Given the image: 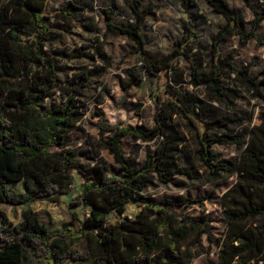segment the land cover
<instances>
[{
    "label": "trees",
    "instance_id": "16d2710c",
    "mask_svg": "<svg viewBox=\"0 0 264 264\" xmlns=\"http://www.w3.org/2000/svg\"><path fill=\"white\" fill-rule=\"evenodd\" d=\"M50 1L0 0V205L57 203L71 193L77 175L81 192L71 205L84 206L89 217L74 215L77 224L66 226L57 236L42 222L40 214L29 208L22 211V220L17 224L0 209V264H37L42 260L49 264H64L67 260L77 264H194L200 254L195 248L205 250L204 235L218 247V264H264V112L259 113V124L246 132L213 134L214 130L241 127L245 119L206 109L207 100L232 108L243 94L264 104V69L253 75L250 66L232 63L233 51L220 53L221 45L233 36L239 37L241 46L250 40L264 46V37L258 34L264 22V0H244L254 16L249 30L244 29L242 16L233 13L225 0H207L226 20L211 40L208 63L191 49L199 42L194 0H183L189 21L183 25L174 50L162 58L152 55L142 34L146 20L154 13L153 6L143 7L144 0H126L134 22L128 26L116 23L115 7L105 11L107 32L134 43L132 55L141 59L149 77L169 76L174 62L183 58L190 65V85L194 89L202 87L206 97H187L167 83L169 98L165 102L157 100L151 129L110 127L103 112L97 111L98 147L113 157L116 170L105 162L84 164L69 139L85 117L82 90L88 88L91 72L66 82L70 92L59 105H46L61 85L59 61L88 56L84 48L70 54L53 49L60 36L47 23ZM83 9L69 4L59 17L71 23L76 11ZM94 54L111 65L112 57L98 40ZM226 75L229 85L224 83ZM143 78L141 74H130L127 86H140ZM174 116L187 120L195 129L197 149L193 154L211 182L236 176L235 184L221 197L227 228L220 240L213 241L207 216L195 218L185 213L200 200L176 196L153 204L145 197L153 176L162 184H170L176 176L196 178L193 171L178 165L185 139L174 124ZM125 138L156 141L155 150L136 166L123 152ZM223 143L241 149L237 162L214 150L215 145ZM16 184H22V191L11 186ZM131 203L141 207L133 218L126 215ZM113 216L117 221L109 224ZM66 241L69 245L83 242L86 250L75 252Z\"/></svg>",
    "mask_w": 264,
    "mask_h": 264
},
{
    "label": "rangeland",
    "instance_id": "374dc122",
    "mask_svg": "<svg viewBox=\"0 0 264 264\" xmlns=\"http://www.w3.org/2000/svg\"><path fill=\"white\" fill-rule=\"evenodd\" d=\"M132 1V0H129ZM233 13L240 14L243 18L245 30L251 28L254 16L246 6L244 0H225ZM258 3L259 0H254ZM183 0H144L143 7L153 6L154 13L146 20L142 34L146 41L147 49L155 58H162L170 54L175 48V41L182 36L183 25L189 21ZM195 14L197 18L198 43L193 46L192 52L201 60L208 63L209 45L218 30L226 24L221 15L214 12L207 0H194ZM69 4L83 7L77 10L75 19L71 23L63 21L59 14ZM115 7V8H114ZM114 8L113 18L122 26L131 25L133 15L126 0H51L48 5L47 23L51 31L59 34V39L53 43L54 50L70 54L77 48H84L88 54L85 58L59 61L58 75L60 88L46 100L48 107L59 105L63 97L70 92L66 82L72 80L83 72H91V79L87 89L82 90L81 101L84 104L85 117L70 134L72 147L79 153L81 161L90 166L105 162L115 170L118 165L113 157L98 147L100 118L95 115L97 111L104 114V121L110 127L132 126L151 129L154 125V114L157 100L167 101L166 85L169 83L174 89L180 90L187 97L199 95L206 99L203 88L194 89L190 85V65L183 58L174 62V69L169 76L164 74L158 78L149 77L144 70L140 58L133 56L134 43L123 36H116L107 32L106 10ZM258 34L264 37V22ZM103 43L105 51L112 57L111 65H107L94 54L95 41ZM234 53L232 63L237 67L250 66L253 75H257L264 69V46H260L256 40H250L246 46L239 44V37L233 36L221 45L220 53L227 55ZM130 74L144 76L140 86L128 87ZM229 77H224V83L229 85ZM207 110L217 115H235L243 117L245 122L241 127L231 126L230 130H214L213 134L246 132L250 126L259 124V113L264 112V104L250 99L248 94L238 100L232 108L207 100ZM251 116V118H250ZM174 124L179 134L185 139L183 152L178 160V165L193 171L195 179L190 180L184 176H176L170 184H162L156 177L151 178L145 197L149 203H157L162 198L186 196L200 200L192 204L185 213L198 218L207 216L209 231L213 241L220 240L226 232V223L222 213L221 197L236 182V176L222 177L217 182H211L200 163L194 157L197 149L195 129L179 116L173 117ZM156 141L151 143L135 141L125 138L122 141V149L126 157L131 158L136 166L143 164L148 153H153ZM53 148L52 151H56ZM214 150L223 158L237 162L241 149L230 144L215 145ZM81 180L75 175L71 193L63 196L59 202L40 201L33 204L18 207L0 205V209L7 213L13 224L21 222V213L29 208L41 216L42 222L47 224L50 231L59 236L66 226L77 224L74 215L81 218L89 217V211L84 206H72L71 201L80 195ZM16 190L22 191V184L11 185ZM141 210L137 203H131L127 207V217L133 218ZM116 217L109 218V224H114ZM75 252L86 250L85 244L69 245ZM204 251L195 248L200 254L193 260L194 264H218V247L209 243L206 235L202 238ZM37 264H49L42 260ZM64 264H77L67 260ZM254 264V263H252Z\"/></svg>",
    "mask_w": 264,
    "mask_h": 264
},
{
    "label": "crops",
    "instance_id": "0c3cea01",
    "mask_svg": "<svg viewBox=\"0 0 264 264\" xmlns=\"http://www.w3.org/2000/svg\"><path fill=\"white\" fill-rule=\"evenodd\" d=\"M36 203V202H35ZM33 204V203H32ZM27 207V206H26Z\"/></svg>",
    "mask_w": 264,
    "mask_h": 264
}]
</instances>
